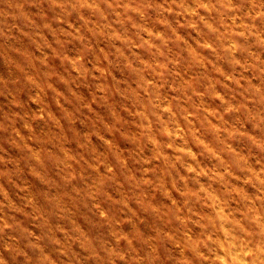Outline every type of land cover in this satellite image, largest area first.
Returning a JSON list of instances; mask_svg holds the SVG:
<instances>
[{
    "label": "clouds",
    "instance_id": "obj_1",
    "mask_svg": "<svg viewBox=\"0 0 264 264\" xmlns=\"http://www.w3.org/2000/svg\"><path fill=\"white\" fill-rule=\"evenodd\" d=\"M33 6L0 4V36L15 40L21 32L36 50H49L36 56L10 44L0 51L14 69L0 76V94L10 98L0 135L23 153L17 158L0 147V264H264V166H252L231 144L244 137L264 150V58L254 50L264 47L257 28L264 0H47L39 21ZM182 29L200 38L186 40ZM94 37L111 45L97 50L95 64L63 53L66 40L91 48ZM143 47L153 50L152 61L139 56ZM114 62L132 74L119 86L127 97L121 104L112 102ZM186 64L203 78L185 75ZM217 82L236 94L225 96ZM83 83L95 94L84 97ZM166 86L179 103L161 98ZM26 89L38 110H24L19 94ZM228 116L235 123L225 127ZM82 117L92 122L83 134ZM36 121L46 126L43 135ZM204 126L223 134L222 147L204 138ZM117 138L135 150L121 151ZM205 155L214 166L202 165ZM25 171L39 191L24 181ZM200 176L208 182L193 184ZM237 180L256 191L248 194ZM156 194L166 198L164 207ZM133 204L163 224L146 232ZM84 210L108 229L104 237L89 232ZM124 223L134 229L123 230Z\"/></svg>",
    "mask_w": 264,
    "mask_h": 264
},
{
    "label": "rangeland",
    "instance_id": "obj_2",
    "mask_svg": "<svg viewBox=\"0 0 264 264\" xmlns=\"http://www.w3.org/2000/svg\"><path fill=\"white\" fill-rule=\"evenodd\" d=\"M3 3V0H0V4ZM47 0H33V7H32V14L35 19L38 21L40 20L45 8L44 6L46 5ZM77 23H79L77 21ZM173 23L175 21L173 20ZM21 28L24 29V32H30L32 31L30 26L26 25H21ZM257 28L258 30L264 31V23H260L259 21L257 22ZM184 33L185 39L186 40H193L199 39L200 37L195 31L192 30H181ZM48 39L52 40L53 37L51 35H48ZM240 43L242 45H247L251 41L245 40L243 37H238ZM10 44L15 45L17 47H25L28 48L31 51L35 52L36 56H41L43 53L48 52L47 47L42 46V51L36 50V47L34 44L31 43V40L28 36L24 35L21 32H17V38L15 40H5L2 36H0V51L3 49L7 48ZM111 45L109 42L101 39V38H93L92 40V47L91 48H86L84 44H82L80 41L75 40V39H68L64 42L63 44V53L71 56L73 58L76 57H84L85 61L88 64H95L97 62V50L110 47ZM256 53L264 58V47H255L254 49ZM174 51H177L174 49ZM137 52L139 53V56L147 61H152L154 57L153 50L147 47L139 48L137 49ZM216 60L217 64H220L223 66L225 71H232L233 67L232 65L227 62L223 57H214ZM62 67V66H61ZM14 69L13 66L8 62L7 59L4 57L0 56V76L8 77L13 73ZM181 71L185 75H191V78L193 79H202L203 74L197 69L195 65L191 64H186L183 65L181 68ZM111 72L115 73V76H110L109 80L110 82L116 86V90H114L113 95H112V102L114 104H121L124 102V100L127 99L126 96H121L120 91H119V86L122 84H128L129 81L132 79V74L125 71L120 67L118 63H113L111 65ZM116 77H120L119 80L116 79ZM258 77H254V80L258 81ZM216 87L224 93L225 96H231L236 94V89L235 88H229L225 84L217 82ZM79 90L81 94L84 97H89L91 95L95 94V89L94 87L89 84V83H83L80 84ZM30 90H24L20 92V98L24 104V110L26 111H36L39 108V105L33 103L30 99V95H32ZM160 96L162 99L169 100L172 102L179 103L177 99V90L172 87H164L163 89L160 90ZM9 97H6L3 94H0V115L3 114V112L9 107ZM207 103H209L212 106H216L217 102L214 100L212 97L205 96L203 98ZM102 107V106H101ZM82 123L78 125V131L83 134L92 127V122L87 118V117H82L81 118ZM231 123H235L233 118L231 116H228L225 118V123L224 126L228 127L231 125ZM127 127L131 128L132 127V121L127 122ZM249 129H251V124L248 125ZM34 129L35 132L38 134L43 135L47 129L46 126L43 124V122L36 121L34 122ZM27 132V130H24ZM201 134L204 136L205 139H207L211 144L215 145L216 147H222V136L223 134H217L214 130L209 128L208 126H204L201 128ZM117 142L119 143L120 150L125 152V153H131L135 150V146L132 142L128 141L127 138H117ZM231 144L243 155L247 158L248 162L256 167H262L264 166V150H261L259 148L253 147L250 145L247 139L244 137H234L231 140ZM0 147L8 149V153L14 157L20 158L23 153L19 151L15 146L9 144L6 140V138L2 135H0ZM198 148L199 145H196ZM145 153L146 154H151V147L149 145H145ZM170 152L172 150H169ZM201 163L205 167H212L215 164L214 160L209 159L207 155L201 157ZM243 163V161H241ZM51 170V169H50ZM236 171L239 176H244L245 172L240 170L239 167H236ZM23 179L25 182L29 183L33 191H39L40 188L32 182V178L30 176H27V173L25 171ZM208 182V177L207 176H200L196 178V180H193L192 183L196 184V182ZM236 183L240 184L243 190H245L248 194H252L256 191V186L252 183L243 181V180H237ZM23 193H20L18 197L16 198L17 204L22 203L23 199ZM155 200L157 203L161 205V207H164L166 205V198L161 195V194H156ZM110 204L111 202H107ZM133 207L137 208V211L139 215L142 217V220L138 221L141 226L144 228L146 232H152L154 231L158 226L163 224V221L158 218L157 216L153 215L151 212H146L142 208H140L138 205L133 204ZM113 212L119 215V209L113 208ZM82 218L84 220L85 226L89 230V232L96 234L99 237H104L107 234L108 229L102 225L98 224L95 221V218L91 215V213L87 212V210H84L81 212ZM123 230H133L134 229V224L133 223H124L120 226ZM193 231H199L198 228H193Z\"/></svg>",
    "mask_w": 264,
    "mask_h": 264
}]
</instances>
